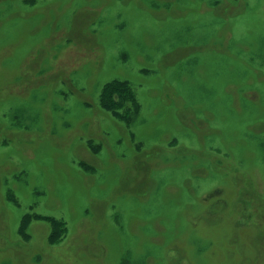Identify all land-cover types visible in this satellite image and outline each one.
Masks as SVG:
<instances>
[{
	"label": "rangeland",
	"instance_id": "obj_1",
	"mask_svg": "<svg viewBox=\"0 0 264 264\" xmlns=\"http://www.w3.org/2000/svg\"><path fill=\"white\" fill-rule=\"evenodd\" d=\"M0 264H264V0H0Z\"/></svg>",
	"mask_w": 264,
	"mask_h": 264
},
{
	"label": "trees",
	"instance_id": "obj_2",
	"mask_svg": "<svg viewBox=\"0 0 264 264\" xmlns=\"http://www.w3.org/2000/svg\"><path fill=\"white\" fill-rule=\"evenodd\" d=\"M111 89H119L121 91L127 92L132 100L131 102L133 103V106L131 105V107L133 108L132 114H137L139 112V104L136 101L135 96L132 93V90L130 89L129 85L126 82H113L110 84H107L104 88L103 94L100 96V106L102 109H104L105 111L109 112L112 116H114L115 118L121 120V121H129L130 119V115H129V108L126 110L125 109V103L129 102V101H123V100H112V99H116L115 96H111V98L108 96L107 93H105L107 90H111ZM124 105V108H122ZM122 110L124 112L119 113V111ZM128 114L127 118H121L119 115H124V114ZM91 146V145H89ZM48 218V217H47ZM47 220L50 221V223L53 225L52 227V233L50 235V237L54 240V242H58L60 239L62 240V238L65 236L66 234V227L64 225L63 222L54 220L53 218H48Z\"/></svg>",
	"mask_w": 264,
	"mask_h": 264
}]
</instances>
